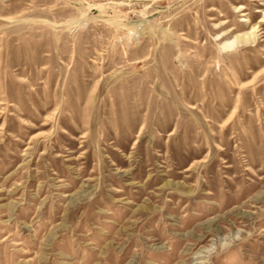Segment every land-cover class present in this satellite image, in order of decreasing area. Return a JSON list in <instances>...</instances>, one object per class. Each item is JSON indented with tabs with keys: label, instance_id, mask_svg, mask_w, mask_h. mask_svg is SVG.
I'll list each match as a JSON object with an SVG mask.
<instances>
[{
	"label": "rangeland",
	"instance_id": "rangeland-1",
	"mask_svg": "<svg viewBox=\"0 0 264 264\" xmlns=\"http://www.w3.org/2000/svg\"><path fill=\"white\" fill-rule=\"evenodd\" d=\"M0 264H264V0H0Z\"/></svg>",
	"mask_w": 264,
	"mask_h": 264
}]
</instances>
